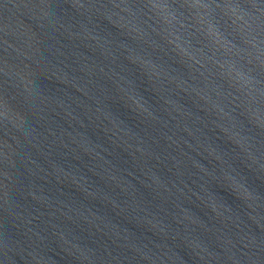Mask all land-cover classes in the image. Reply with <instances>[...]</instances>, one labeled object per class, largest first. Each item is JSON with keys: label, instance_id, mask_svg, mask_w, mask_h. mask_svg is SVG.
<instances>
[{"label": "water", "instance_id": "95a60500", "mask_svg": "<svg viewBox=\"0 0 264 264\" xmlns=\"http://www.w3.org/2000/svg\"><path fill=\"white\" fill-rule=\"evenodd\" d=\"M0 264H264V0H0Z\"/></svg>", "mask_w": 264, "mask_h": 264}]
</instances>
